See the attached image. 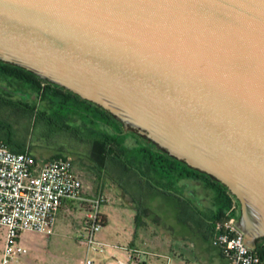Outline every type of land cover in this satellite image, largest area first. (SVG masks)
<instances>
[{
    "label": "water",
    "instance_id": "1",
    "mask_svg": "<svg viewBox=\"0 0 264 264\" xmlns=\"http://www.w3.org/2000/svg\"><path fill=\"white\" fill-rule=\"evenodd\" d=\"M0 59L221 181L264 239V0H0Z\"/></svg>",
    "mask_w": 264,
    "mask_h": 264
},
{
    "label": "rangeland",
    "instance_id": "2",
    "mask_svg": "<svg viewBox=\"0 0 264 264\" xmlns=\"http://www.w3.org/2000/svg\"><path fill=\"white\" fill-rule=\"evenodd\" d=\"M0 82L12 90L8 97L12 101L0 102V128L4 137L17 144H29L40 156L49 157L54 152L68 155L75 172L84 181V195L105 192L109 197L101 205V212L108 216V221L98 233L106 242L103 249H88L86 241L79 239L85 209L82 200L78 199L69 202L66 222L70 226L60 235H48L36 230L22 231L20 240L28 251L8 264H85L87 258H91L93 264H131V260L136 261L137 258L146 260L147 264H203L199 259L201 254L195 250H183V257L189 258V262L182 261V256H175L172 247L177 237L170 236L171 230L165 231L159 225V214H163L164 223H169L168 214L171 212L169 209L167 212L165 205L159 204V192H154V185H159L156 182L159 174L154 178L129 160L128 171L117 168L114 163H108L106 169L101 168L89 158L86 142L58 129L57 120L35 123L32 109L21 105L26 98L23 92H27L30 95L25 100L52 111L59 104L58 97L42 99L35 87L13 77H3ZM68 116V123L87 127L83 125L80 114L71 112ZM89 126L98 127L91 123ZM142 141H145L142 134L131 131L125 138L129 148H136ZM135 171L138 175L133 174ZM141 179L146 183H141ZM144 206L151 209L149 217L143 212ZM162 209L164 213H159ZM175 227L174 231L177 232ZM5 233V227L0 225V264Z\"/></svg>",
    "mask_w": 264,
    "mask_h": 264
},
{
    "label": "built area",
    "instance_id": "3",
    "mask_svg": "<svg viewBox=\"0 0 264 264\" xmlns=\"http://www.w3.org/2000/svg\"><path fill=\"white\" fill-rule=\"evenodd\" d=\"M108 198L105 192L84 195V181L70 157L14 150L0 138V225L6 230L1 264L28 251L20 240L22 231L53 233L61 207L78 199L85 209L83 237L88 249H103L106 242L98 233L105 223L101 205ZM239 212V201L232 196L224 216L216 221L213 242L230 257V264H258L259 253L244 243V232L234 218ZM85 264H93V260L87 258ZM131 264L140 262L132 259Z\"/></svg>",
    "mask_w": 264,
    "mask_h": 264
},
{
    "label": "trees",
    "instance_id": "4",
    "mask_svg": "<svg viewBox=\"0 0 264 264\" xmlns=\"http://www.w3.org/2000/svg\"><path fill=\"white\" fill-rule=\"evenodd\" d=\"M6 76L31 84L37 89V93L42 99L58 97L59 104L52 111L37 107L35 104L25 100L30 95L27 92H23L26 98L21 101V105L32 109V114L35 115V123L57 120L58 129L67 131L72 137L86 142L89 146V158L101 168L106 169L105 167H107L108 163H114L117 168L128 171L130 167L127 164V160H129L130 163L141 167L146 174H150L154 178L159 174V180L156 181L159 185H154V192L169 195L180 192L179 186L184 180L204 176L209 181L208 183L218 188L221 196L222 209L216 220L224 216L225 209L229 205L232 196L235 195L232 194L225 184L212 175L194 168L183 160L172 156L167 151L158 148L153 141L144 135L145 141L139 142L136 148H129L125 143V138L129 131L140 134L134 129L127 131L123 122L112 112L62 85L46 80L32 70L0 59V79ZM0 89H2L0 90V102L2 100L11 102V98H8L12 94L10 86L0 82ZM71 112L80 114L83 125L87 127L85 128L81 124L68 123V114H71ZM90 123L96 124L98 127L89 126ZM0 138L5 140L14 150H32L27 143L17 144L11 139L5 138L1 128ZM60 155L68 157V155L58 152L50 157ZM133 174L138 175L136 171ZM140 181L141 183H146L143 179ZM143 212L145 216L149 217L151 209L148 206H144ZM161 223L159 215V224ZM255 250L261 257V261L258 264H264V239L258 243ZM141 264H146V262H141Z\"/></svg>",
    "mask_w": 264,
    "mask_h": 264
},
{
    "label": "crops",
    "instance_id": "5",
    "mask_svg": "<svg viewBox=\"0 0 264 264\" xmlns=\"http://www.w3.org/2000/svg\"><path fill=\"white\" fill-rule=\"evenodd\" d=\"M56 153H51L49 157L54 156ZM191 185L193 187H190ZM179 189L180 192L174 195L159 194V204L165 205L167 212L171 211L168 214L170 217L168 219L169 223H164L163 214H159L162 222L159 225L165 231L171 230L170 236L174 235V237H177V241L172 247L174 255L183 257V250L189 249L198 251L201 254L199 259H201L203 264H230V257L213 242L216 217L222 209L218 188L207 181L187 179L182 182ZM68 209L69 203L61 207L54 234L60 235L62 231L70 226L66 222ZM161 212L164 213L163 209L159 213ZM107 221L108 216L105 215V223ZM174 225L177 227V232L174 231ZM83 231L84 225L81 227V235L79 236L81 241L84 240ZM130 255L132 258L131 253ZM181 260L189 262L190 259L183 257ZM136 261L140 262V264L145 261L147 264L146 260H141L140 258H137Z\"/></svg>",
    "mask_w": 264,
    "mask_h": 264
},
{
    "label": "flooded vegetation",
    "instance_id": "6",
    "mask_svg": "<svg viewBox=\"0 0 264 264\" xmlns=\"http://www.w3.org/2000/svg\"><path fill=\"white\" fill-rule=\"evenodd\" d=\"M192 180H199V181H207V182H209V181L207 180V178L204 177V176H198L197 178H193Z\"/></svg>",
    "mask_w": 264,
    "mask_h": 264
}]
</instances>
